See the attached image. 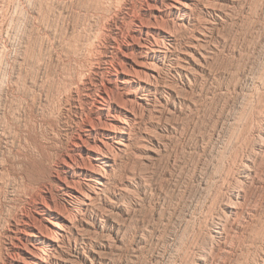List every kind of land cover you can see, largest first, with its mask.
<instances>
[{"label": "rangeland", "instance_id": "374dc122", "mask_svg": "<svg viewBox=\"0 0 264 264\" xmlns=\"http://www.w3.org/2000/svg\"><path fill=\"white\" fill-rule=\"evenodd\" d=\"M33 1L0 0V264L5 263L6 223L34 206L19 178L20 162L35 154L36 142L54 145L62 154L71 152L81 126L67 93V49L72 17L76 11L82 18V10L73 9L71 0ZM202 1L207 7L200 2L193 31L175 28L180 39L174 53L183 57L192 39L189 33H204V65L197 67L190 83L168 61L155 67V104L147 121L149 133H144L151 140L134 141L122 157L115 188L132 181L134 195L114 198L116 189L108 192L118 206L112 210L107 200L102 202V230L88 225L83 232L93 247L85 245L77 263L69 261L74 244L70 236L51 264H90L94 250L103 255V262L95 264L264 263V0ZM142 2L102 0V47L113 16L124 15L126 32L130 18L141 13ZM168 19L172 26L175 14ZM167 92L180 96L169 114ZM158 138L160 144L153 149ZM50 160L48 191L61 207L65 194L57 176L50 174L55 167Z\"/></svg>", "mask_w": 264, "mask_h": 264}, {"label": "bare ground", "instance_id": "6f19581e", "mask_svg": "<svg viewBox=\"0 0 264 264\" xmlns=\"http://www.w3.org/2000/svg\"><path fill=\"white\" fill-rule=\"evenodd\" d=\"M218 1L223 2L225 0ZM200 2L202 4L203 1L143 0L140 5L141 13L134 14L130 18L131 25L126 32L123 31V26L125 25L124 15L113 16L107 30L108 41L102 47V0H71L73 9L81 8L82 18H79L76 11H73L75 14L72 17L68 38L69 47L67 49L69 57L67 93H69L71 101L70 106L78 115L76 121L81 123V126L79 131L73 136L74 138H71V152L62 154L63 152L60 153L54 145L44 146L36 142L34 146L35 154H31V156L26 157V160L20 162L18 168L19 178L27 197L31 198L30 200L33 201L34 206L32 209L19 212L8 222L6 221V227L2 233V244L6 251L4 264H51L59 255L61 245L66 243V240H71L69 239L70 236H72L74 244L70 247L71 252H69L70 257L68 260L74 262L77 259L81 260L85 250L83 247L85 245L93 247L94 245L90 237L85 236L84 230H89L87 228L88 225L94 231H98L100 227L102 230V202L107 200L111 209L114 210L118 206L117 201L114 199L116 196L126 194V197L130 198L134 195L132 189V185H135L134 182L129 181L126 183L122 181L120 185H116V189L114 180L120 170L123 155L126 152L128 153V150L134 146V141L137 143L139 139L144 141L151 140L148 136H144V133L148 132L146 130L149 127L147 121L153 113L152 106L155 104L154 99H152L156 91L154 83H156L158 78V72L155 67L158 64L163 66L165 61H168V63H171L169 67H172L181 79L190 83V79L193 78L197 67H202L204 65L203 62L206 61L203 45L206 44L207 40L204 33L199 35L193 32L189 33L192 39L191 41H189L190 38L187 40L189 43H187V48L184 47L182 50L183 57L174 53L177 49V44H179L175 28L184 26L185 30L193 31L196 23L193 20L196 10L200 9ZM223 4H220L221 7L219 9L224 7ZM228 4L230 3L228 2ZM204 7L206 8L207 5ZM215 7L218 8L217 5ZM90 12H92L91 15ZM171 13L175 14L176 20H172L173 25L169 26V23L167 24L169 21L167 16ZM224 14L226 13L224 12ZM198 30L200 29L198 28ZM178 38L180 39V37ZM184 44L186 45V42ZM179 48H181L180 45ZM163 84L165 85V83ZM167 94L168 96L166 97L168 98L165 100L167 102H165L166 111L167 113H172L176 102L180 101V96L172 92H167ZM158 140L159 138L152 144L151 147L153 149L157 145L159 146ZM47 160L52 161V165H55L50 174L57 176V184L64 190L65 199L61 207L54 203L51 198L52 195L50 196L49 194L50 190L48 191L52 182L46 173ZM245 164L246 167L249 165V163ZM114 189H116L114 198L107 195L108 192ZM102 256L99 251L94 250L90 264L101 263ZM187 259H189L188 256ZM197 264H207V262L203 260L202 263Z\"/></svg>", "mask_w": 264, "mask_h": 264}]
</instances>
